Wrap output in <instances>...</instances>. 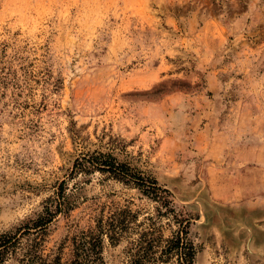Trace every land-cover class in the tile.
<instances>
[{
  "label": "rangeland",
  "instance_id": "obj_1",
  "mask_svg": "<svg viewBox=\"0 0 264 264\" xmlns=\"http://www.w3.org/2000/svg\"><path fill=\"white\" fill-rule=\"evenodd\" d=\"M94 153L170 192L193 264H264V0H0V233L61 183L45 245L64 262L111 210L155 217L134 185L72 175Z\"/></svg>",
  "mask_w": 264,
  "mask_h": 264
},
{
  "label": "trees",
  "instance_id": "obj_2",
  "mask_svg": "<svg viewBox=\"0 0 264 264\" xmlns=\"http://www.w3.org/2000/svg\"><path fill=\"white\" fill-rule=\"evenodd\" d=\"M86 169L106 174L124 184H132L140 192L159 203L156 216L138 222L128 207L111 210L96 220L92 229L81 231L69 239L72 257L64 262L58 252L47 251L48 226L53 218L69 210L65 203L64 183L46 202L42 212L13 230L0 233V264H108L104 255L107 246L126 243L120 264H161L175 260L178 264H193L195 246L189 238V221L173 206L168 190L155 180L132 174L128 165L118 163L110 155L94 153L75 160L72 175ZM167 218L166 226L175 227L165 237L158 220Z\"/></svg>",
  "mask_w": 264,
  "mask_h": 264
}]
</instances>
